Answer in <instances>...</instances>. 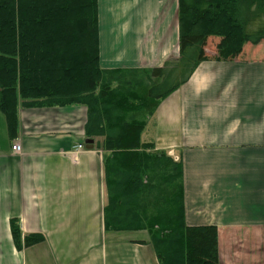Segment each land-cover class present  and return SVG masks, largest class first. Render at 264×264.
<instances>
[{"label":"crops","instance_id":"0c3cea01","mask_svg":"<svg viewBox=\"0 0 264 264\" xmlns=\"http://www.w3.org/2000/svg\"><path fill=\"white\" fill-rule=\"evenodd\" d=\"M177 5L96 0L100 69L143 70L177 58ZM209 38L216 40L205 49L210 56L219 38ZM25 100L18 95L14 137L0 110V264H160L147 222L137 224L129 201L113 211L116 225L106 227L105 153L101 137L85 145L87 107H26ZM140 140L181 162L184 222L213 228L217 264H264V40L244 43L232 60L200 62L159 101ZM139 152L131 177L141 184L146 211L154 196L147 176L153 159L146 156L152 150ZM11 219L22 234L44 240L17 250Z\"/></svg>","mask_w":264,"mask_h":264},{"label":"trees","instance_id":"16d2710c","mask_svg":"<svg viewBox=\"0 0 264 264\" xmlns=\"http://www.w3.org/2000/svg\"><path fill=\"white\" fill-rule=\"evenodd\" d=\"M177 2V58L143 70L104 71L97 60L96 0H0V110L14 137L18 95L26 98V107L85 105L86 138L101 137L97 146L105 153L106 227L116 225L113 211L129 201L137 224L147 222L160 264H217L213 228L184 222L181 162L142 142L140 133L159 101L186 82L200 62L232 60L244 43L264 40V0ZM74 17L80 31L68 23ZM70 33H75L70 40L81 45L82 55L63 54L60 44ZM210 36L219 40L209 56L205 46ZM54 65L59 67L55 74L48 70ZM147 148L152 150L146 156L153 159L147 176L154 196L146 199L145 211L143 197L129 198L142 194L131 175L139 172V151ZM10 233L17 250L44 240L40 233L22 234L18 219H11Z\"/></svg>","mask_w":264,"mask_h":264},{"label":"rangeland","instance_id":"374dc122","mask_svg":"<svg viewBox=\"0 0 264 264\" xmlns=\"http://www.w3.org/2000/svg\"><path fill=\"white\" fill-rule=\"evenodd\" d=\"M2 18H4L3 16H1L0 15V19H2ZM36 19L38 20L39 19V17H36ZM24 20H25V22H30L31 20H29V18H24ZM68 20V23H70L71 24V26L73 27V29L74 30H78L79 29V31H80V28L82 29V27L80 26L81 24H79V20L76 18V17H74L73 19L71 18V19H67ZM66 20V21H67ZM66 21H63L62 23H66ZM81 33H82V31H81ZM85 35H86V32H85ZM76 37V35H75V33H70L69 34V38H67V41H64V43L62 44H60L61 46H60V48H61V50L64 52L63 54H69L70 53V55L71 54H75V53H77V54H80V55H82L84 52L82 51V48H81V45H78V44H75L73 41H71L70 39H74ZM218 40V39H217ZM215 39H207V43H206V46H205V49L207 48V49H210V47L212 48V47H214V44H215ZM210 55H213V54H210ZM236 58V57H235ZM48 70L49 71H52L54 74L56 73V72H58V70H59V67L57 68V65H54V66H52V67H49L48 68ZM27 72L28 73H30L31 71L30 70H27ZM16 144H18V143H16ZM82 147H83V145H82ZM75 148V150H78V149H81V148H78L77 147V144H76V146L74 147ZM15 152H19V151H16L15 150ZM142 195H139L138 196V199H140V197H141ZM22 233V232H21ZM11 234V233H10ZM44 237V236H43ZM12 238V237H11ZM43 241V240H42ZM41 242V241H40ZM39 243V242H38ZM37 244V243H36Z\"/></svg>","mask_w":264,"mask_h":264},{"label":"water","instance_id":"95a60500","mask_svg":"<svg viewBox=\"0 0 264 264\" xmlns=\"http://www.w3.org/2000/svg\"><path fill=\"white\" fill-rule=\"evenodd\" d=\"M85 145L87 148H92V140L91 139H85Z\"/></svg>","mask_w":264,"mask_h":264},{"label":"built area","instance_id":"2783aa9c","mask_svg":"<svg viewBox=\"0 0 264 264\" xmlns=\"http://www.w3.org/2000/svg\"><path fill=\"white\" fill-rule=\"evenodd\" d=\"M77 147H78V148H81V147H82V144H77ZM14 149H15L16 151H20V145H19V144H15Z\"/></svg>","mask_w":264,"mask_h":264}]
</instances>
